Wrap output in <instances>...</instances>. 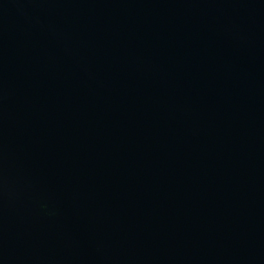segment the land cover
Wrapping results in <instances>:
<instances>
[{"label": "water", "instance_id": "obj_1", "mask_svg": "<svg viewBox=\"0 0 264 264\" xmlns=\"http://www.w3.org/2000/svg\"><path fill=\"white\" fill-rule=\"evenodd\" d=\"M0 264H264V0H0Z\"/></svg>", "mask_w": 264, "mask_h": 264}]
</instances>
